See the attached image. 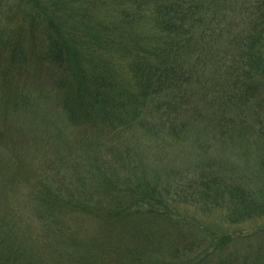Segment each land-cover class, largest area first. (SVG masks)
<instances>
[{"label":"trees","instance_id":"1","mask_svg":"<svg viewBox=\"0 0 264 264\" xmlns=\"http://www.w3.org/2000/svg\"><path fill=\"white\" fill-rule=\"evenodd\" d=\"M192 128L254 169L212 138L192 170L135 151ZM0 154V211L21 181L42 221L0 214V264H202L219 242L183 205L264 229V0H0Z\"/></svg>","mask_w":264,"mask_h":264},{"label":"rangeland","instance_id":"2","mask_svg":"<svg viewBox=\"0 0 264 264\" xmlns=\"http://www.w3.org/2000/svg\"><path fill=\"white\" fill-rule=\"evenodd\" d=\"M202 129H190L178 144H162L158 140H151L141 145L140 141L136 144L137 146L135 145V151H137V155L142 161L156 162L158 164V170L154 171L158 175H162V172L169 167H177L181 170L185 168L192 170L200 162L203 163L202 160L205 158L203 157L206 155L204 152L205 145L201 146V144L203 145L208 140L210 141L211 138L213 139L209 130ZM213 142L214 146L209 152V158L211 160L218 161L224 155L227 161L229 160L235 164L239 172L254 169V159L251 156L246 157L243 154L242 148L244 144L238 147H232L228 144L225 146L214 139ZM165 149H168L167 153L164 152ZM251 151L254 158L261 154L256 149V146ZM22 158V162L26 168H35V158L27 151H25ZM200 158L202 159L201 161ZM13 172L12 167L0 159V177L10 178ZM18 178L24 181V175L22 173L18 174ZM20 182L16 184L14 194L8 195V205H5V208L3 207L1 209L0 214H6L7 211H16L17 216L15 215L14 229L18 230L19 235L28 237V232L36 233L40 229L42 221L38 220L34 215L35 204L28 198L27 185ZM169 199L168 197H164V200L168 201ZM176 212L193 219V222L200 228H206L215 234L213 242H219L218 244L216 243L219 245V250L214 256L202 262V264H230L231 261L235 260H238V264H264V229H257L256 226H253L244 230L240 225L226 223L219 217L214 216L212 218L203 216L194 206L183 205ZM95 226V223H91L90 225L91 228H95ZM200 232L205 234L203 229ZM215 237L218 238L216 239ZM220 237L221 242L219 241ZM34 245L37 251L40 250V242L36 240ZM37 256L38 252L36 253ZM167 262L168 264L173 263L169 259H167ZM198 263L200 264L201 262Z\"/></svg>","mask_w":264,"mask_h":264}]
</instances>
